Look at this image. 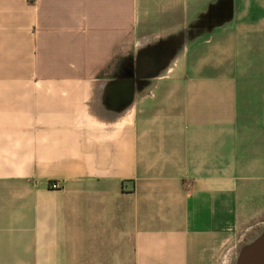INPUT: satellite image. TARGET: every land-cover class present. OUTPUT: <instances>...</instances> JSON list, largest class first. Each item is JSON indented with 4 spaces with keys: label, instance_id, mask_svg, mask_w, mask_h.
<instances>
[{
    "label": "crops",
    "instance_id": "0c3cea01",
    "mask_svg": "<svg viewBox=\"0 0 264 264\" xmlns=\"http://www.w3.org/2000/svg\"><path fill=\"white\" fill-rule=\"evenodd\" d=\"M263 227L264 0H0V264H227Z\"/></svg>",
    "mask_w": 264,
    "mask_h": 264
},
{
    "label": "water",
    "instance_id": "95a60500",
    "mask_svg": "<svg viewBox=\"0 0 264 264\" xmlns=\"http://www.w3.org/2000/svg\"><path fill=\"white\" fill-rule=\"evenodd\" d=\"M264 231L245 243L247 248L244 251H238L235 264H264Z\"/></svg>",
    "mask_w": 264,
    "mask_h": 264
},
{
    "label": "rangeland",
    "instance_id": "374dc122",
    "mask_svg": "<svg viewBox=\"0 0 264 264\" xmlns=\"http://www.w3.org/2000/svg\"><path fill=\"white\" fill-rule=\"evenodd\" d=\"M259 232V231H258ZM257 232V230H255V231H251V232H249V234L247 235V237H248V239H249V241L248 242H250L252 239H254L258 234ZM247 239V238H246ZM247 241H246V243H248ZM237 255H238V250L236 251V253H235V255H234V257L230 260V262H228L227 264H235L236 262V259H237Z\"/></svg>",
    "mask_w": 264,
    "mask_h": 264
},
{
    "label": "bare ground",
    "instance_id": "6f19581e",
    "mask_svg": "<svg viewBox=\"0 0 264 264\" xmlns=\"http://www.w3.org/2000/svg\"><path fill=\"white\" fill-rule=\"evenodd\" d=\"M261 231H264V227H263V229H262ZM263 233H264V232H263ZM246 248H247L246 244H243V245L240 246V248L238 249V251H239V252H240V251H244Z\"/></svg>",
    "mask_w": 264,
    "mask_h": 264
},
{
    "label": "built area",
    "instance_id": "2783aa9c",
    "mask_svg": "<svg viewBox=\"0 0 264 264\" xmlns=\"http://www.w3.org/2000/svg\"><path fill=\"white\" fill-rule=\"evenodd\" d=\"M53 187H57V184H52Z\"/></svg>",
    "mask_w": 264,
    "mask_h": 264
},
{
    "label": "trees",
    "instance_id": "16d2710c",
    "mask_svg": "<svg viewBox=\"0 0 264 264\" xmlns=\"http://www.w3.org/2000/svg\"><path fill=\"white\" fill-rule=\"evenodd\" d=\"M30 2H33L34 0H29Z\"/></svg>",
    "mask_w": 264,
    "mask_h": 264
}]
</instances>
